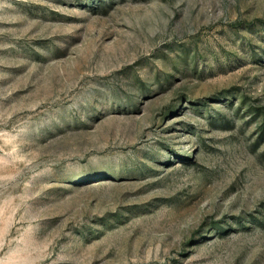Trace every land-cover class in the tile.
<instances>
[{
    "label": "rangeland",
    "instance_id": "1",
    "mask_svg": "<svg viewBox=\"0 0 264 264\" xmlns=\"http://www.w3.org/2000/svg\"><path fill=\"white\" fill-rule=\"evenodd\" d=\"M0 264H264V0H0Z\"/></svg>",
    "mask_w": 264,
    "mask_h": 264
}]
</instances>
